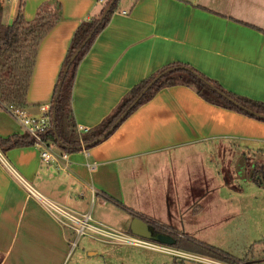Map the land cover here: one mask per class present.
<instances>
[{
	"label": "crops",
	"instance_id": "1",
	"mask_svg": "<svg viewBox=\"0 0 264 264\" xmlns=\"http://www.w3.org/2000/svg\"><path fill=\"white\" fill-rule=\"evenodd\" d=\"M21 2L0 0L4 23H13ZM23 2L27 21L45 4L59 3L62 10L60 22L41 42L27 94L26 110L41 116L42 107L51 106L74 33L103 4ZM177 63L233 94L264 103V0H120L78 66L71 102L77 129L97 127L135 86ZM17 134L27 133L6 109L0 110V137ZM66 154L64 169L44 163L35 145L0 152V264H65L74 232L53 207L79 218L90 214L101 229L131 234V222L139 217L180 234L185 226L178 229L159 220V214L172 218L175 208L183 218L185 208L197 212L212 195L210 190L204 198L199 189L195 196L197 182L204 187L224 182L226 189L235 191V186V193L243 194L236 184L241 179L229 185L224 172L234 176L233 168L245 158H264V122L177 85L159 91L98 145ZM245 182L257 189L248 207L264 213V189L251 179ZM183 188L190 197L181 198ZM96 202L98 220L91 206Z\"/></svg>",
	"mask_w": 264,
	"mask_h": 264
},
{
	"label": "trees",
	"instance_id": "2",
	"mask_svg": "<svg viewBox=\"0 0 264 264\" xmlns=\"http://www.w3.org/2000/svg\"><path fill=\"white\" fill-rule=\"evenodd\" d=\"M105 1L98 15L80 24L70 42L51 103L54 114V129L44 135V141L49 146H58L65 153L80 151L83 147L90 149L111 136L130 115L139 107L151 101L159 91L177 85L193 88L200 97L211 104L264 122V118L253 115V113H257L264 116V103L233 94L194 68L177 63L163 68L147 80L139 83L122 99L111 115L105 118L97 127L80 133L72 111L73 85L79 64L87 55L97 36L108 26L120 0ZM112 3V8L106 14ZM23 8L24 2L22 0L20 11L11 25L4 23V17L0 15V110L5 108H27V94L41 42L62 18L59 3L41 6L33 21L25 19ZM105 14L106 16L101 21ZM92 32V38L77 59L70 65L61 92L58 95L59 84L72 56ZM169 69L171 70L168 71ZM161 74L163 76L131 108L141 93ZM126 112L128 114L121 120ZM107 133V137H104ZM34 145L35 141L28 134H17L6 138L0 137V152L2 154L11 149ZM242 162L245 166L241 176L251 179L259 188L264 189V158L260 160L245 158ZM251 174L252 177H250ZM226 177L230 185L232 180L230 173ZM232 187L235 190L237 189L235 186ZM175 246L179 247L180 245L176 243ZM216 251L220 252L226 260L221 259L220 254H216ZM216 251L214 255L217 258L219 257L222 260L221 262L252 264L232 259L231 256L219 250Z\"/></svg>",
	"mask_w": 264,
	"mask_h": 264
},
{
	"label": "rangeland",
	"instance_id": "3",
	"mask_svg": "<svg viewBox=\"0 0 264 264\" xmlns=\"http://www.w3.org/2000/svg\"><path fill=\"white\" fill-rule=\"evenodd\" d=\"M235 170L236 167L232 171ZM224 174L223 178L225 179L229 171H225ZM241 181H236V184L240 186V189H244L243 194L235 193L236 190L226 189L224 182L220 184L222 187L219 184L216 187H204V182L201 185L200 182H197L194 188L195 196H198L195 191L197 193L201 191L205 198V194H209L212 190V195L205 200L207 203L204 202L198 206L197 212L192 213L193 210L186 211L187 208H185L183 218L180 216L178 218L175 208L171 211L172 218L167 216V212L164 211L159 214L158 219L165 223L173 224L178 229L185 226L184 230L180 229L182 233H175L173 237L180 248L175 244L168 245L158 240L142 238L139 239L147 241L156 248L134 247L128 244H118L112 239L87 232L78 240L77 247H73V242L71 243L65 264H211V262H221V259L226 260L216 250L241 262L264 264V213L250 209L252 205L249 202L254 203L257 194L251 195L252 191L257 189L247 185L245 180ZM225 182L227 183V181ZM184 191L185 188L182 189L181 198L183 196L190 197L191 191H187L185 194ZM215 193L219 194L221 199ZM91 206L95 209L93 217L98 220L99 202L91 204ZM106 215L117 216L112 211H107ZM204 224H210V226L203 227ZM103 229L112 233L122 231L119 233L128 234V231L124 232L123 229H117L118 231L113 228ZM131 236L138 238L134 235ZM75 240L76 238L73 237L72 241ZM109 249L110 251H108ZM215 251L216 254H220L221 259L214 255ZM93 253L97 255H91Z\"/></svg>",
	"mask_w": 264,
	"mask_h": 264
},
{
	"label": "built area",
	"instance_id": "4",
	"mask_svg": "<svg viewBox=\"0 0 264 264\" xmlns=\"http://www.w3.org/2000/svg\"><path fill=\"white\" fill-rule=\"evenodd\" d=\"M99 2L101 4H104L106 1L99 0ZM5 109L14 117V119L25 130V132L29 136H31V138L35 141V146L41 149V159L44 163L48 165H55L56 167H63L64 169H66V164H69L68 155L66 153H57L56 151H54L53 146H49L44 141V135L54 129L52 106L42 107L43 113L41 116H35L26 109ZM78 131L87 132L88 130L78 129ZM30 194L34 195L32 190H30ZM53 211L56 215H59L60 217L68 220L72 224L70 228L73 229L75 234L74 238H76L75 241H72L73 247H77L78 240L81 237L85 236L87 232H91L100 236H104L105 238L112 239L118 244H128L136 247L156 248V246L151 245L145 240L139 239V237L135 238L127 234L112 233L99 228L98 226L93 224V220L90 214L84 215L79 218L75 215L64 212L58 207H53Z\"/></svg>",
	"mask_w": 264,
	"mask_h": 264
},
{
	"label": "water",
	"instance_id": "5",
	"mask_svg": "<svg viewBox=\"0 0 264 264\" xmlns=\"http://www.w3.org/2000/svg\"><path fill=\"white\" fill-rule=\"evenodd\" d=\"M113 6V3L109 6L106 14L110 11V9L112 8ZM106 14L102 17L101 21L104 19V17L106 16ZM92 35H93V32L88 36V38L84 41V43L80 46V48L74 53V55L72 56L71 60H70V64L68 65V67L65 69L64 71V75H63V78H62V81L60 82L59 84V88H58V95L59 93L61 92V89H62V84L65 80V77L67 76V73L69 71V67L70 65L77 59V57L79 56V54L82 52V50L85 48V46L87 45V43L89 42V40L92 38ZM171 69H169L168 71H170ZM166 73V72H165ZM163 76V74L157 76V78L155 80H153L151 82V84L141 93V95L136 99V101L133 103V105L131 106V108L137 104V102L143 97V95L151 88V86L153 84L156 83V81H158L161 77ZM130 108V109H131ZM128 114V112H126L124 114V116L121 118V120H123L126 115ZM254 116L256 117H259V118H264V116L260 115V114H257V113H253ZM53 120H54V114H53ZM108 133L104 136V137H107ZM83 149H86L85 147L82 148ZM244 168V164L243 162L240 163L239 166H237L236 170L234 171V176L231 175L230 173V176H231V179L232 181L235 180V177L236 179L238 180H245L246 177L245 176H241V173H242V170ZM250 177H252V174L250 175ZM130 232L132 235L136 236V237H139V238H142V239H145V240H153V233L151 231V228H150V225L145 222L143 219L139 218V217H136L132 220L131 222V226H130ZM159 241L163 244H168L170 245L171 242L169 241L170 239L169 238H166V237H162V238H159Z\"/></svg>",
	"mask_w": 264,
	"mask_h": 264
},
{
	"label": "flooded vegetation",
	"instance_id": "6",
	"mask_svg": "<svg viewBox=\"0 0 264 264\" xmlns=\"http://www.w3.org/2000/svg\"><path fill=\"white\" fill-rule=\"evenodd\" d=\"M189 209H186V211H188ZM190 211V210H189ZM191 211H192V209H191ZM183 214V213H185V212H180V214ZM191 213V212H190ZM150 228H151V231H152V233H153V239L154 240H158L159 241V239H158V237L159 238H162V237H166V238H169L170 240V242H171V244L170 245H174V244H176L175 243V241H174V232H164V231H160V229L159 228H156L155 226H153V225H150Z\"/></svg>",
	"mask_w": 264,
	"mask_h": 264
}]
</instances>
